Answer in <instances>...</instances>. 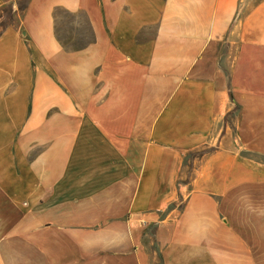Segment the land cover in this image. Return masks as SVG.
Masks as SVG:
<instances>
[{"label": "crops", "instance_id": "1", "mask_svg": "<svg viewBox=\"0 0 264 264\" xmlns=\"http://www.w3.org/2000/svg\"><path fill=\"white\" fill-rule=\"evenodd\" d=\"M257 155L264 0H0V264H264Z\"/></svg>", "mask_w": 264, "mask_h": 264}, {"label": "rangeland", "instance_id": "2", "mask_svg": "<svg viewBox=\"0 0 264 264\" xmlns=\"http://www.w3.org/2000/svg\"><path fill=\"white\" fill-rule=\"evenodd\" d=\"M57 26L61 36L66 41H70L69 43L71 45L83 39L89 40L91 38V33L87 23L82 18L80 20H77V17H75L74 15L67 14L65 12L60 13ZM240 110L241 107L239 105H236L233 113H231V116L229 118V122L231 124V133L226 138V140L234 141L237 138L235 121L237 119ZM256 157L259 159L262 158V160L264 161L263 156L261 157L257 155ZM252 215H256V214L253 212Z\"/></svg>", "mask_w": 264, "mask_h": 264}, {"label": "trees", "instance_id": "3", "mask_svg": "<svg viewBox=\"0 0 264 264\" xmlns=\"http://www.w3.org/2000/svg\"><path fill=\"white\" fill-rule=\"evenodd\" d=\"M62 12H65L67 14H70L68 13L67 11H64V10H61V9H58V10H55V13H54V16H55V19H57V25H58V18H59V14L62 13ZM90 30V29H89ZM90 33H91V38L89 40H81L79 42H76L74 43L73 45H71L69 42L70 41H66L60 34L59 32V29H58V26L56 28V35H57V38L59 40V42L61 43V45L67 49V50H72V51H78V50H81L85 47H87L89 44H91L93 41H94V37H93V34L90 30Z\"/></svg>", "mask_w": 264, "mask_h": 264}]
</instances>
